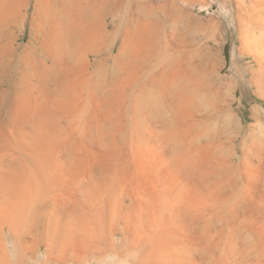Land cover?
<instances>
[{"label": "bare ground", "instance_id": "6f19581e", "mask_svg": "<svg viewBox=\"0 0 264 264\" xmlns=\"http://www.w3.org/2000/svg\"><path fill=\"white\" fill-rule=\"evenodd\" d=\"M153 1L34 0L28 40L20 47L29 0H0V98L33 92L34 79L60 104L82 96L74 105L84 113V95L99 96L103 113L121 115L132 149L151 156L137 170L146 178L130 186L129 204L110 162L98 174L87 171L88 183L85 172H73L75 201L46 208L35 191L37 173L71 171L79 156L74 143L51 141L48 127L39 126L29 158L34 167L9 163L0 186V212H6L0 264H264L249 258L253 245L238 250L237 228L215 256L206 232L211 226L202 223H264V109L251 108L246 128L233 113L240 87L252 85L264 102V0H250L251 8L237 16L240 47L231 76L217 39L197 46L188 30L161 39L165 20ZM157 10L166 15L165 5ZM248 56L254 67L243 64ZM53 128L58 136L60 128ZM44 136L52 143L40 141ZM47 146L65 151L64 162L40 154ZM21 182L28 185L17 193ZM139 189L144 193L137 195Z\"/></svg>", "mask_w": 264, "mask_h": 264}, {"label": "rangeland", "instance_id": "374dc122", "mask_svg": "<svg viewBox=\"0 0 264 264\" xmlns=\"http://www.w3.org/2000/svg\"><path fill=\"white\" fill-rule=\"evenodd\" d=\"M159 5H165L166 15L157 10ZM153 6H157L155 10L156 15L165 20L164 29L160 31L163 34H160L161 39H163L165 35L172 36L174 33L176 35L179 30H188V32L194 37L197 46H201L207 41L217 39L222 52V59L225 63L224 73H228V75L231 76L229 71L235 61V57L238 58L240 47V30L237 25L238 23L236 22L237 16L244 15L246 11L251 8L250 0H158V3L157 0H154ZM255 8L254 9L257 11L261 10L259 7ZM33 10L34 0H29L28 7L25 11L26 15L22 23L23 25L18 32L19 40L17 41V45L20 47L24 46L28 40L30 28L29 22L31 21ZM170 37H166V39L168 38V42L171 40L169 43L172 44L173 38L170 39ZM206 39L207 41H205ZM243 64L247 67H254L253 58L248 56L243 60ZM243 76L245 78L247 75L244 74ZM32 83L34 86L33 92L20 90L17 98L14 94L7 99L4 97L0 98V186L4 180H7V177H4V175L9 163L12 162L17 164L19 160H23L26 168L32 170L34 164L29 160L30 157L35 156L33 154L34 148L32 143L38 141L39 134L37 132L39 126L41 127L42 125L43 128H46L47 126L50 130L49 136L51 141L66 144L74 143L77 148L79 156L77 157L79 160L77 159V162H75L76 166L74 165L71 168V171H64L61 175L59 172H54L51 169L49 171L46 170L48 173H44L43 175L36 172L38 176L36 178L38 179L36 182L38 190L35 191L40 195L39 199L41 201L39 204L42 202L46 208H52L53 205L56 207L57 204H63L66 207H69L76 198L75 195L71 194L70 190V182L74 175L80 171L85 172V182L88 183L90 182L89 177L92 175L89 176L87 171H91L92 174L95 172L98 174V172L104 168L103 166L107 165L106 163L111 165L113 162L115 163L114 167L117 170V180L119 179L117 184L119 183L121 185L119 191L121 192L124 203L129 204L133 199V193H131V190L129 189L130 186L134 185V180L136 178H139V184H143V180H145L141 178H146V176H143L141 173H139L138 176L137 170H139L138 168L140 167V164L146 166L149 163L151 156L148 155V157H146L147 155H139L132 149L128 139L129 136L125 135L120 130L121 115L107 116V114L103 113L99 108V96L93 98L90 94L84 95L85 97L83 96L84 100H86L85 102L88 104V109L85 111V114L81 111V107L79 108L77 106L79 104L78 101H80V97L82 96L78 97L75 102H65L60 104L58 98L53 94L44 93L41 85L38 84L35 79ZM1 88L2 87H0V91ZM255 91L256 89L252 87V85L246 86L245 89L240 87L236 91L235 101L233 103V113L241 120L244 128L252 123L250 118L251 108L258 107L261 110L264 109V102L255 95ZM24 92L29 93L25 94ZM75 103L78 104L75 106ZM61 110L63 112H61ZM79 115L81 117H79ZM54 118H58V121H54L56 120ZM107 118L113 119L115 123L112 125V123L107 122ZM53 127L60 128L61 131L59 132V135L57 134L59 137L55 136V131L57 130H54ZM52 132L55 135L52 134ZM34 136L38 137V139L34 138ZM41 140L45 143H52L48 140L47 136L40 137V141ZM45 148V150L40 149V154L45 152L44 154L46 155V158L50 154L55 156L60 155L61 162H64L63 160H65V158L63 159V157H65V151L56 149L54 146H47ZM53 148L56 151H53ZM44 165L45 167L51 166L50 162H45ZM98 166L101 167L98 169ZM73 172H75V174ZM56 173L59 175V178L58 175H55ZM17 185H15L14 191L17 193L20 191L23 192L25 186L28 185V182H25L24 184L22 182L20 183L18 188H21L24 185L23 190L22 188L20 190L16 189ZM138 193L143 194L144 192L139 189L137 195ZM13 198L15 199L16 197ZM4 212L5 211L0 212V220L2 222L5 218L6 212ZM226 214V212H222L219 216L221 217ZM242 214L243 213H240V218L245 222L247 219L246 216L250 215L244 213L245 217L242 218V216H244V214ZM2 216H4V218ZM202 223L203 226H205L206 223L211 226L209 227L210 229H206V232L210 231V235L207 232V236L213 238L214 245L216 244V249L214 251L215 256H218L223 251L225 252L224 243L227 238H229L231 231L234 228H237L241 229L240 236L238 237L240 240L238 243V250L241 252L246 251L249 245H253L252 248L255 249V252L251 254L249 258L252 259L253 257L258 256L264 262V223L252 222L249 220L246 221V223L250 224H247L246 227H241L240 225H238L239 227H231L225 221H217L216 223L214 222L213 225L208 220L207 222L203 221ZM41 225L38 224L40 230H42ZM201 235L202 233L200 235L198 234V238H205ZM185 238L195 237L186 236ZM249 241H253V243L251 242L252 244H250ZM249 258H247V260H249Z\"/></svg>", "mask_w": 264, "mask_h": 264}]
</instances>
